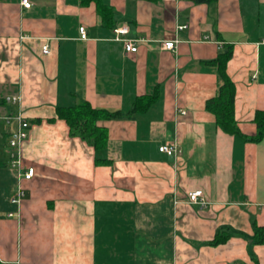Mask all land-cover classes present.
Instances as JSON below:
<instances>
[{
    "label": "crops",
    "instance_id": "crops-1",
    "mask_svg": "<svg viewBox=\"0 0 264 264\" xmlns=\"http://www.w3.org/2000/svg\"><path fill=\"white\" fill-rule=\"evenodd\" d=\"M30 1L0 0V264H264L254 229L264 231V138L224 133L206 108L221 84L210 61L232 44L235 119L256 134L264 0ZM155 92L146 111L99 122L102 152L58 116L81 102L128 113ZM18 114L29 124L22 164L34 168L20 206ZM166 144L180 155L162 153ZM195 190L205 205L189 202ZM219 232L226 241L211 244Z\"/></svg>",
    "mask_w": 264,
    "mask_h": 264
},
{
    "label": "trees",
    "instance_id": "trees-1",
    "mask_svg": "<svg viewBox=\"0 0 264 264\" xmlns=\"http://www.w3.org/2000/svg\"><path fill=\"white\" fill-rule=\"evenodd\" d=\"M93 0H83L84 3ZM98 2V0H96ZM195 3H214L218 0H193ZM104 11L110 10L102 6ZM233 53L232 44H224L219 50L215 59L210 63L215 65L220 77L221 84L217 94L210 98L206 103V108L216 117L218 127L226 134L238 135L250 141L259 142L264 138V111H258L255 116L257 132L255 135L247 137L241 134L237 121L235 119V96L236 87L227 73V64ZM158 94L155 92L150 96L138 97L133 103L128 113L121 111H110L107 109L94 108L88 102H81L77 105L59 108L58 116L64 119L69 125L72 134L79 135L89 142L97 152H102L108 144V133L105 127L99 125L100 121L112 120L137 112L146 111L157 99ZM98 164H109L110 160L106 158H96ZM256 232V242L262 243L264 240V231L254 223ZM227 235L219 232L211 241V244L217 245L226 241Z\"/></svg>",
    "mask_w": 264,
    "mask_h": 264
},
{
    "label": "built area",
    "instance_id": "built-area-1",
    "mask_svg": "<svg viewBox=\"0 0 264 264\" xmlns=\"http://www.w3.org/2000/svg\"><path fill=\"white\" fill-rule=\"evenodd\" d=\"M21 4L25 8H30L32 6V2L30 0H21ZM186 26H182L180 28H184ZM80 31V36L82 39L87 38V32L84 26H81L79 28ZM127 32L126 28H120L117 30V33L119 35L124 34ZM119 39V38H118ZM124 44H125V49L128 52H136L138 50V46L136 45V40H131V39H124ZM175 46L174 41H168L163 44L164 49H172ZM43 53L48 54L49 53V47L48 45L43 46ZM17 98H14V101H16ZM185 111H181V114H185ZM7 121L11 119V117H6L5 118ZM15 119L18 121V128L15 131L14 135L12 136L10 140V157H11V166L17 170L18 174V183H17V188L16 191L12 197V203L20 206L22 199L25 196V190L24 187L22 186L21 182L23 180H30L34 176V168L33 167H27L24 168L21 160V146L23 142L27 139L28 133L27 129L29 127V124L27 121H25L20 114H18ZM159 150L162 153H165L167 155L171 156H179L180 155V150L175 144H166L160 146ZM189 202L191 203H200L202 205H205L206 202L203 201L202 199V191L201 190H195L191 191L188 194ZM164 264H172L169 262H166Z\"/></svg>",
    "mask_w": 264,
    "mask_h": 264
}]
</instances>
